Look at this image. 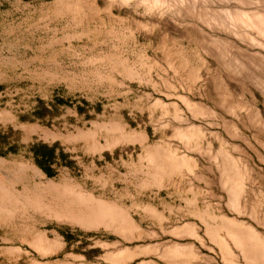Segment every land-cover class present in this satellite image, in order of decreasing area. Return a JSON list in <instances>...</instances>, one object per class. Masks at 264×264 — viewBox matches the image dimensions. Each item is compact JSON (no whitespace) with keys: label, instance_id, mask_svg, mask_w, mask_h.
Listing matches in <instances>:
<instances>
[{"label":"rangeland","instance_id":"1","mask_svg":"<svg viewBox=\"0 0 264 264\" xmlns=\"http://www.w3.org/2000/svg\"><path fill=\"white\" fill-rule=\"evenodd\" d=\"M0 185V264H264V0H0Z\"/></svg>","mask_w":264,"mask_h":264},{"label":"bare ground","instance_id":"2","mask_svg":"<svg viewBox=\"0 0 264 264\" xmlns=\"http://www.w3.org/2000/svg\"><path fill=\"white\" fill-rule=\"evenodd\" d=\"M241 12H239L238 14H237V12L235 13V15L237 14L238 16H240L239 14H240ZM243 13V12H242ZM245 14V13H244ZM236 15V16H237ZM243 15V14H242ZM246 15V14H245ZM247 15H248V13H247ZM239 18V17H238ZM237 18V19H238ZM246 18V17H245ZM244 18V19H245ZM240 21H242L241 19H240ZM14 190V189H13ZM12 195H9V193H8V191L3 187V186H1L0 185V203L1 204H3V205H6V202L5 201H7V202H11V200L13 199L12 197H11ZM14 197V196H13ZM80 198V197H79ZM82 198V197H81ZM13 200H15V199H13ZM78 200V199H77ZM79 202H80V205L83 207V210L86 212V214H85V216H81V217H79L78 218V215H76V214H70V216H72L73 218H75V219H83L84 221H86V223H88V215H89V210L92 208V206H91V204H92V202H88L87 201V199L85 198V199H79L78 200ZM78 201H76L75 202V204L77 203L78 204ZM1 210V209H0ZM6 211V210H5ZM70 212V211H69ZM5 213V212H4ZM108 214V213H107ZM121 214H119L118 216H120ZM106 216V215H105ZM110 216V215H109ZM115 217V216H114ZM91 218V217H90ZM121 218V217H120ZM103 220V219H102ZM119 220H121V219H119ZM80 221V220H79ZM83 221V222H84ZM123 221V220H122ZM97 222V221H96ZM104 222V221H103ZM109 223V222H108ZM118 223H120V221L118 222ZM83 224H85V223H83ZM90 224V223H89ZM91 225V224H90ZM93 225V224H92ZM107 225H109V224H107ZM117 226V225H116ZM120 226V225H119ZM118 227V226H117ZM119 228V227H118ZM36 243H38V245H40V243L41 242H39V241H37Z\"/></svg>","mask_w":264,"mask_h":264},{"label":"crops","instance_id":"3","mask_svg":"<svg viewBox=\"0 0 264 264\" xmlns=\"http://www.w3.org/2000/svg\"><path fill=\"white\" fill-rule=\"evenodd\" d=\"M195 213H198V212H195Z\"/></svg>","mask_w":264,"mask_h":264}]
</instances>
